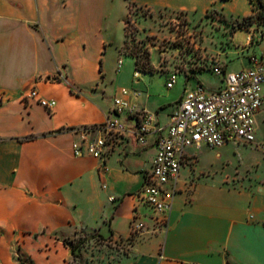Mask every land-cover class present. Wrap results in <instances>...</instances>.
I'll list each match as a JSON object with an SVG mask.
<instances>
[{
	"label": "crops",
	"instance_id": "obj_1",
	"mask_svg": "<svg viewBox=\"0 0 264 264\" xmlns=\"http://www.w3.org/2000/svg\"><path fill=\"white\" fill-rule=\"evenodd\" d=\"M233 1L0 0V264H67L66 237L101 235L117 244L129 238L134 215L147 229L126 253L99 264H264V103L256 116L257 144L189 149L167 224L155 229L152 210L137 195L155 155L154 137L139 144L131 133L135 119L113 114V98L125 88L130 106L167 125L192 79L172 95L174 86L165 87V95L131 56L129 78L111 95L100 86L107 48L117 49V62L124 56L129 4L150 16L162 10L202 15L211 8L250 13V2L240 13L229 6ZM239 32L246 34L243 43L234 42ZM232 39L233 59L218 55L226 70L249 66L247 55L264 48V41L250 44L244 29ZM31 88L56 101L52 111L24 99ZM107 118L122 121L128 132L101 173L97 159L73 155L81 134L69 129Z\"/></svg>",
	"mask_w": 264,
	"mask_h": 264
},
{
	"label": "built area",
	"instance_id": "obj_2",
	"mask_svg": "<svg viewBox=\"0 0 264 264\" xmlns=\"http://www.w3.org/2000/svg\"><path fill=\"white\" fill-rule=\"evenodd\" d=\"M250 4V13L236 17L234 21L248 32L249 43L258 45L264 41V7L257 0H250ZM247 58L249 66L236 70L213 66L211 72L221 76V85L216 89H208L199 82L186 87L182 98L174 105L167 125L160 124L153 112L130 106L124 99L127 89L122 88L119 96L113 98V114L135 119L131 133L139 144L146 145L148 136L154 137L155 155L137 195L152 210L155 229L167 224L173 197L180 190V169L191 147L204 145L214 149L228 142L257 144L256 116L264 103V48L258 53L250 52ZM120 63L121 59H118ZM177 79L176 75H171L166 88H172ZM24 99L34 100L49 112L56 105L54 99L40 96L35 88H31ZM69 130L81 134L80 140L72 144L73 155L97 159L101 173L107 171L106 160L117 141L128 132L122 121L113 118ZM108 199L115 200L113 196ZM146 229V222L134 215L129 238L119 243L128 247Z\"/></svg>",
	"mask_w": 264,
	"mask_h": 264
},
{
	"label": "rangeland",
	"instance_id": "obj_3",
	"mask_svg": "<svg viewBox=\"0 0 264 264\" xmlns=\"http://www.w3.org/2000/svg\"><path fill=\"white\" fill-rule=\"evenodd\" d=\"M233 5L240 13L248 9L245 0H235L229 6ZM236 17L242 16L226 15L212 8L202 15L162 10L150 16L145 9L139 10L129 4L125 18V40L120 49L124 56L118 64L117 49L112 45L107 48L103 56L106 75L101 88L111 95L122 80L129 78L134 72L133 57L138 61L139 68L152 73V83L165 95H169L165 88V76L168 79L171 75L180 77L169 91L171 95L181 88L183 79L186 82L192 79L187 87L198 81L208 89H216L221 84V76L212 73L211 69L221 65L218 55L225 53L227 60L233 59L231 50L236 44L234 42L243 43L246 39V34L239 32L233 42L232 34L238 28L234 21ZM113 36L116 41L119 40L121 30L118 29ZM65 240L68 245L70 242L80 243L77 253L81 257L70 255L67 264H99L115 260L127 251L126 245L112 244L96 235H78L66 237Z\"/></svg>",
	"mask_w": 264,
	"mask_h": 264
},
{
	"label": "trees",
	"instance_id": "obj_4",
	"mask_svg": "<svg viewBox=\"0 0 264 264\" xmlns=\"http://www.w3.org/2000/svg\"><path fill=\"white\" fill-rule=\"evenodd\" d=\"M257 3L261 6V7H264V2H262L261 0H257ZM240 30V29H244L242 28L241 25L238 26V28L236 30ZM235 30V31H236ZM135 69L137 71H143V72H147V70H144V69H141L139 68V64H138V61L135 60ZM100 70V69H99ZM69 83V86H70V89L74 91V89L76 88V86L72 83V82H68ZM97 238L101 239V240H104V238L101 236V235H98ZM64 244L67 245L70 249V253H71V256L72 257H81L80 254L77 253V251L79 250V247H80V243L77 242V243H72L70 242V245H68L67 241L64 239Z\"/></svg>",
	"mask_w": 264,
	"mask_h": 264
}]
</instances>
